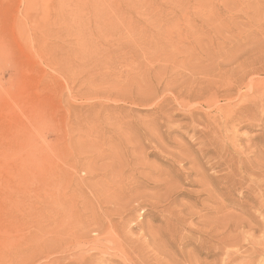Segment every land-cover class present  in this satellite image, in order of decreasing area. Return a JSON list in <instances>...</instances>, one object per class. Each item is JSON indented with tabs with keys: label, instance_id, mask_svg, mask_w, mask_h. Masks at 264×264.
<instances>
[{
	"label": "rangeland",
	"instance_id": "rangeland-1",
	"mask_svg": "<svg viewBox=\"0 0 264 264\" xmlns=\"http://www.w3.org/2000/svg\"><path fill=\"white\" fill-rule=\"evenodd\" d=\"M263 81L264 0H0V264H262Z\"/></svg>",
	"mask_w": 264,
	"mask_h": 264
},
{
	"label": "bare ground",
	"instance_id": "bare-ground-1",
	"mask_svg": "<svg viewBox=\"0 0 264 264\" xmlns=\"http://www.w3.org/2000/svg\"><path fill=\"white\" fill-rule=\"evenodd\" d=\"M163 70V69H162ZM260 74V73H259ZM245 77V76H244ZM252 77V76H251ZM250 77V78H251ZM254 77V76H253ZM206 79V78H205ZM242 80H243V77H241V82H242ZM218 82V81H217ZM248 82V81H247ZM250 82H251V80L249 81V84H250ZM254 82H256V81H254ZM264 82V81H263ZM248 84V85H249ZM251 84H253L254 85V83H251ZM260 84H261V82H260ZM247 85V86H248ZM256 85V84H255ZM257 85H258V83H257ZM203 87V86H202ZM240 87V86H239ZM257 87V86H256ZM254 88V89H251V86L249 87V89L247 90V91H249L251 94H253V96H252V98L249 100V97H248V93L244 96V97H242V99H246V100H248V101H250V103L249 104H245V105H243L242 107H240V109L237 111V112H231L230 114H228L226 117H225V121H224V128L227 130L228 128H230V127H237L239 124L241 125L242 123H243V120L247 117L246 115H245V113H248L247 111L248 110H251V109H253V107L255 108V106H256V104H257V102H263V100H264V83H262L261 84V86L260 87H257V88ZM147 93V92H146ZM181 93V92H180ZM242 93V92H241ZM246 93V92H245ZM240 95V94H239ZM172 97V96H171ZM174 101V100H173ZM247 101V102H248ZM264 103V102H263ZM226 105V104H225ZM261 106H263V105H261ZM154 107V106H153ZM189 107V106H188ZM205 108V107H204ZM259 109V108H258ZM188 110V109H187ZM218 110V109H217ZM197 111V110H196ZM206 111H208V110H206ZM168 113H170V112H168ZM221 113V112H220ZM263 113V112H262ZM222 114V113H221ZM173 115V114H172ZM175 115V114H174ZM169 117V116H168ZM167 120H169V119H167ZM198 120H200V119H198ZM215 121V120H214ZM218 121H219V119H218ZM246 121V120H245ZM213 123V122H212ZM250 123V122H249ZM239 125V126H240ZM218 126H219V124H218ZM222 127V126H221ZM220 126L218 127V128H221ZM220 131H221V129H220ZM215 133V132H214ZM231 137V136H230ZM235 137V136H234ZM191 139V138H190ZM220 141V140H219ZM231 144V143H230ZM233 144V143H232ZM249 146V145H248ZM236 150V149H235ZM243 151V150H242ZM249 151V150H248ZM240 154V153H239ZM249 156V155H248ZM241 160V159H240ZM247 161V160H246ZM238 162H240L239 160H238ZM232 163H234V161L232 162ZM243 163V162H242ZM245 163V162H244ZM237 164V163H236ZM235 163H234V165H236ZM246 164V163H245ZM243 165V164H242ZM239 166H241V164H239ZM246 166V165H245ZM259 166H261V165H259ZM258 166V167H259ZM236 168V167H235ZM243 168H244V166H243ZM250 169H254V168H250ZM250 169H249V171H250ZM242 170V169H241ZM258 170V169H257ZM199 171V170H198ZM236 171V170H235ZM234 170H233V172H235ZM255 171V170H254ZM263 171V170H262ZM232 172V171H231ZM233 172H232V174H233ZM252 172V171H251ZM257 172V171H256ZM236 173V172H235ZM238 173H241V172H238ZM89 174V173H88ZM92 174H94V173H92ZM233 175H235V174H233ZM261 175V174H260ZM234 177H236V176H234ZM261 177V176H260ZM116 178V177H115ZM263 178V177H262ZM235 179V178H234ZM82 180V179H81ZM115 181H118V180H115ZM119 182V181H118ZM258 184V183H257ZM117 185V184H116ZM247 186V185H246ZM258 186V185H257ZM255 187H256V185H255ZM98 188V187H97ZM259 188V187H258ZM206 189V188H205ZM248 189H249V187H248ZM247 189V190H248ZM211 190V189H210ZM259 191H260V189H258ZM263 190V189H262ZM249 191V190H248ZM247 191V192H248ZM251 192V191H250ZM254 192H255V190H254ZM263 192V191H262ZM261 193V192H260ZM241 194V193H240ZM239 194V195H240ZM250 194V193H249ZM262 194H264V193H262ZM261 194V196H263ZM249 196V195H248ZM264 198V197H263ZM255 200V199H254ZM257 200V199H256ZM164 202V201H163ZM131 203V202H130ZM120 207V206H119ZM264 208V207H263ZM117 211V210H116ZM122 211V210H121ZM159 214V213H158ZM174 219V218H173ZM260 219V218H259ZM264 219V218H263ZM247 222V221H246ZM241 224V223H240ZM180 226V225H179ZM200 228V227H199ZM248 229V228H247ZM250 230V229H249ZM224 232V231H223ZM252 234V233H251ZM175 236V235H174ZM180 236V235H179ZM198 237V236H197ZM60 238H62V237H60ZM193 238V237H192ZM134 239V238H133ZM136 239V238H135ZM233 240V239H232ZM238 241V240H237ZM200 242V241H199ZM246 244V243H245ZM250 244V243H249ZM253 244V243H252ZM256 245V244H255ZM254 245V246H255ZM233 246V245H232ZM241 246V245H240ZM87 247V246H86ZM239 248V247H238ZM257 250V249H256ZM231 251H233V250H231ZM253 252V251H252ZM41 253V252H40ZM228 253H230L229 251H228ZM240 253V252H239ZM231 254V253H230ZM229 254V255H230ZM173 255V254H172ZM252 255H255V256H263L264 255V246H263V248L262 249H260V250H257V251H254L253 253H252ZM189 258V257H188ZM232 258V257H231ZM125 259V258H124ZM250 260L249 261H247L246 260V262H247V264H254V261H253V257H250L249 258ZM179 261V260H178ZM229 261V260H228ZM245 262V263H246ZM256 264V263H255ZM258 264H261V263H259L258 262ZM262 264H264V262L262 263Z\"/></svg>",
	"mask_w": 264,
	"mask_h": 264
}]
</instances>
